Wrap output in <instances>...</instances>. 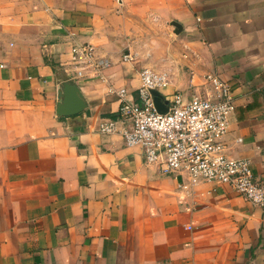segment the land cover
I'll use <instances>...</instances> for the list:
<instances>
[{"label":"crops","instance_id":"0c3cea01","mask_svg":"<svg viewBox=\"0 0 264 264\" xmlns=\"http://www.w3.org/2000/svg\"><path fill=\"white\" fill-rule=\"evenodd\" d=\"M73 41L112 65L75 82L83 111L58 115ZM144 67L186 98L208 73L228 81L227 154L264 177V0H0V264H264V206L185 189L99 132L120 89L138 101Z\"/></svg>","mask_w":264,"mask_h":264},{"label":"built area","instance_id":"2783aa9c","mask_svg":"<svg viewBox=\"0 0 264 264\" xmlns=\"http://www.w3.org/2000/svg\"><path fill=\"white\" fill-rule=\"evenodd\" d=\"M136 53H123L124 62H133ZM65 66L67 80H106L112 61L101 55L91 42L73 41ZM138 101L120 89L119 118H106L99 125L105 135L119 134L127 146L143 149L145 162L163 174L181 179L189 189L201 183H220L264 206V177L255 175L252 161L227 154L226 138L236 109L232 85L215 73H208L190 98L179 92L164 93L170 85L168 74L152 67L141 70ZM159 91L168 111L157 110L151 90Z\"/></svg>","mask_w":264,"mask_h":264},{"label":"water","instance_id":"95a60500","mask_svg":"<svg viewBox=\"0 0 264 264\" xmlns=\"http://www.w3.org/2000/svg\"><path fill=\"white\" fill-rule=\"evenodd\" d=\"M172 25L176 28L175 33L179 34L182 31V26L177 21H173ZM151 93L154 97L157 110L161 113H166L168 111V105L163 95L155 89H152ZM60 99L61 100L57 104L58 115L78 114L87 106L79 86L71 80L63 82L60 91Z\"/></svg>","mask_w":264,"mask_h":264},{"label":"rangeland","instance_id":"374dc122","mask_svg":"<svg viewBox=\"0 0 264 264\" xmlns=\"http://www.w3.org/2000/svg\"><path fill=\"white\" fill-rule=\"evenodd\" d=\"M136 60H138V58H137ZM136 60H135V61H136Z\"/></svg>","mask_w":264,"mask_h":264}]
</instances>
